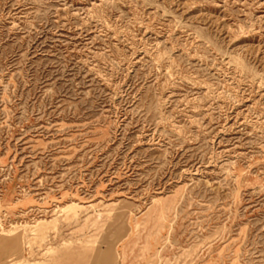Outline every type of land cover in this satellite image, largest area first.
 Returning <instances> with one entry per match:
<instances>
[{"label":"rangeland","instance_id":"374dc122","mask_svg":"<svg viewBox=\"0 0 264 264\" xmlns=\"http://www.w3.org/2000/svg\"><path fill=\"white\" fill-rule=\"evenodd\" d=\"M0 264H264V0H0Z\"/></svg>","mask_w":264,"mask_h":264}]
</instances>
